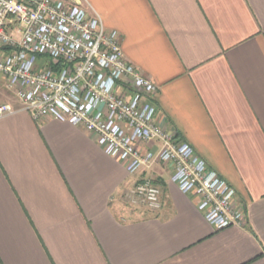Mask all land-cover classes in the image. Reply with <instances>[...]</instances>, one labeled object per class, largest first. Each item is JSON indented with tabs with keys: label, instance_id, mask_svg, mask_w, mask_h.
Wrapping results in <instances>:
<instances>
[{
	"label": "crops",
	"instance_id": "obj_1",
	"mask_svg": "<svg viewBox=\"0 0 264 264\" xmlns=\"http://www.w3.org/2000/svg\"><path fill=\"white\" fill-rule=\"evenodd\" d=\"M159 88L168 124L236 190L216 231L169 166L130 175L82 128L22 111L0 77V264H264V0H80ZM150 180L152 211L132 194Z\"/></svg>",
	"mask_w": 264,
	"mask_h": 264
},
{
	"label": "built area",
	"instance_id": "obj_2",
	"mask_svg": "<svg viewBox=\"0 0 264 264\" xmlns=\"http://www.w3.org/2000/svg\"><path fill=\"white\" fill-rule=\"evenodd\" d=\"M0 77L35 121L82 128L130 175L169 166L171 182L197 198L216 231L244 226L236 190L157 121L158 86L126 59L120 34L80 0H0ZM13 113L0 107L1 115ZM132 194L161 209L162 191L150 180Z\"/></svg>",
	"mask_w": 264,
	"mask_h": 264
}]
</instances>
